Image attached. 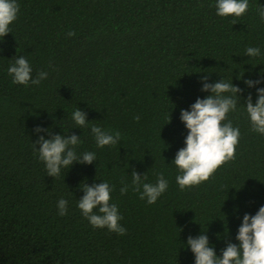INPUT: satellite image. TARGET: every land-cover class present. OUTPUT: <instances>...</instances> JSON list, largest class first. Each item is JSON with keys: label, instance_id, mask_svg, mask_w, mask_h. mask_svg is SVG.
Returning a JSON list of instances; mask_svg holds the SVG:
<instances>
[{"label": "trees", "instance_id": "obj_1", "mask_svg": "<svg viewBox=\"0 0 264 264\" xmlns=\"http://www.w3.org/2000/svg\"><path fill=\"white\" fill-rule=\"evenodd\" d=\"M18 3L12 32L0 40V264H195L190 235L207 231L217 255L229 241L238 244L244 214L264 206V135L251 131L243 105L264 87L244 83L264 76V20L256 11L264 0H250L239 18L218 16L215 0ZM250 46L261 55L246 56ZM19 55L33 77L43 70L48 78L13 84L7 69ZM203 76L243 89L238 111L229 114L241 138L234 160L181 191L172 163L188 134L181 110L211 94L201 91ZM77 108L87 113L83 129L71 119ZM37 126L77 134V154L95 152L96 161L48 176L34 142L51 137ZM93 126L119 132L120 143L97 147ZM133 170L149 183L164 174L169 187L156 203L131 187L121 195ZM103 181L115 185L111 202L125 235L93 227L77 206L80 185ZM61 198L69 201L65 216L58 215Z\"/></svg>", "mask_w": 264, "mask_h": 264}, {"label": "clouds", "instance_id": "obj_2", "mask_svg": "<svg viewBox=\"0 0 264 264\" xmlns=\"http://www.w3.org/2000/svg\"><path fill=\"white\" fill-rule=\"evenodd\" d=\"M250 6V0H215L214 5L218 16L235 18L245 15ZM256 11L260 19L264 20V6H257ZM19 13L18 0H0V40L12 32L10 26L18 19ZM233 23L236 24L235 21ZM67 35L73 37L76 33L69 31ZM245 55L250 58L258 57L261 55V49L247 47ZM7 71L12 77L13 84L26 87L40 85L49 76L47 71L41 70L33 77V67L23 55L16 56ZM208 79V76L202 77L201 91L211 94L205 98H197L190 106L191 110H181L180 119L188 129V134L185 138V147L177 151L172 161L179 170L176 182L181 191L208 181L221 166L234 160L241 138L240 128L233 126L229 114L238 111L237 105L241 99L239 94L243 89L232 80L227 81L222 78L209 83ZM244 83L250 88L255 87L264 83V76L259 80L246 79ZM243 105L250 120L251 131L264 135V87L257 88L255 103L252 95L249 94L246 104ZM71 119L82 129L89 121L87 113L81 108L73 111ZM135 119L139 121L140 116L137 115ZM34 131L48 132L51 137L45 138L40 135L34 142V149L38 152L39 159L44 162L48 176L56 179L62 169H70L76 162L92 164L96 161L95 152L77 154L76 149L81 140L75 133L53 134L51 129L42 126H37ZM91 132L99 148L120 143L119 132L111 134L100 126H93ZM131 175V185L122 181L121 195L126 194L131 187L133 191L139 193L140 199H146L148 204L156 203L169 187V182L162 172L158 174L155 183L146 182V173L141 175L133 170ZM80 187L85 194L79 198L77 206L90 224L95 228H107L110 232L125 235L127 229L120 223L123 216L118 205L111 202V193L115 190V185L103 181L91 185L84 183ZM68 204L69 201L64 198L57 202L58 215H67ZM206 232L202 231L197 237L191 235L188 237L186 247H190L194 253L195 264H264V206H261L255 215L244 214L236 235L239 243L229 241L221 250L222 255H217L215 248L210 246Z\"/></svg>", "mask_w": 264, "mask_h": 264}]
</instances>
